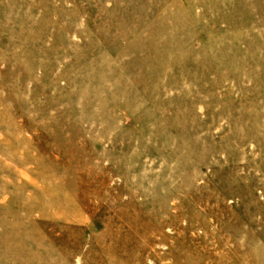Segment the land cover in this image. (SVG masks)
<instances>
[{
    "label": "rangeland",
    "instance_id": "obj_1",
    "mask_svg": "<svg viewBox=\"0 0 264 264\" xmlns=\"http://www.w3.org/2000/svg\"><path fill=\"white\" fill-rule=\"evenodd\" d=\"M0 223V264H264V0H0Z\"/></svg>",
    "mask_w": 264,
    "mask_h": 264
},
{
    "label": "bare ground",
    "instance_id": "obj_2",
    "mask_svg": "<svg viewBox=\"0 0 264 264\" xmlns=\"http://www.w3.org/2000/svg\"><path fill=\"white\" fill-rule=\"evenodd\" d=\"M191 4V3H190ZM192 5V4H191ZM245 22V21H244ZM241 24V23H240ZM210 28V27H209ZM259 34H261V33H259ZM213 43V42H212ZM222 45V44H221ZM220 45V46H221ZM222 47L224 48V45H222ZM252 48V47H251ZM208 50V48H205L204 49V51H207ZM222 51V50H221ZM220 53V52H219ZM238 53V52H237ZM253 60V59H252ZM183 61H186V60H184L183 59ZM183 61H181L180 63H183ZM253 64V63H252ZM178 65V64H177ZM184 65V64H183ZM256 65V64H255ZM262 83V82H261ZM120 84V83H119ZM122 88V87H121ZM124 89V88H123ZM120 92V91H119ZM118 95V94H117ZM115 96V95H114ZM125 99V98H124ZM128 101V100H127ZM137 105V104H136ZM259 115V114H258ZM256 117V116H255ZM259 124V123H258ZM250 128V127H249ZM252 131V130H251ZM56 183L58 184V185H62V182H59V181H56ZM64 201H65V199H64ZM63 204V203H62ZM66 204H67V202H66ZM68 204H71V203H68ZM1 224V223H0ZM29 245V244H28ZM27 245V246H28Z\"/></svg>",
    "mask_w": 264,
    "mask_h": 264
}]
</instances>
